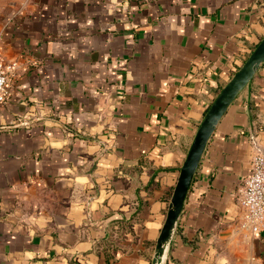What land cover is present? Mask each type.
<instances>
[{"label": "crops", "instance_id": "0c3cea01", "mask_svg": "<svg viewBox=\"0 0 264 264\" xmlns=\"http://www.w3.org/2000/svg\"><path fill=\"white\" fill-rule=\"evenodd\" d=\"M0 264H151L208 107L264 36V0H0ZM223 116L167 264H264L239 225L250 103Z\"/></svg>", "mask_w": 264, "mask_h": 264}, {"label": "water", "instance_id": "95a60500", "mask_svg": "<svg viewBox=\"0 0 264 264\" xmlns=\"http://www.w3.org/2000/svg\"><path fill=\"white\" fill-rule=\"evenodd\" d=\"M263 65L264 36L256 44L240 68L218 92L198 126L192 144L179 169L177 182L168 204L166 219L156 240L151 264L168 263L186 199L206 147L229 107L252 83Z\"/></svg>", "mask_w": 264, "mask_h": 264}, {"label": "built area", "instance_id": "2783aa9c", "mask_svg": "<svg viewBox=\"0 0 264 264\" xmlns=\"http://www.w3.org/2000/svg\"><path fill=\"white\" fill-rule=\"evenodd\" d=\"M13 75L14 64L0 57V103L10 98ZM258 131V120H252L249 129L252 145L250 169L237 195L239 225L247 235H259L264 231V144L260 141Z\"/></svg>", "mask_w": 264, "mask_h": 264}, {"label": "trees", "instance_id": "16d2710c", "mask_svg": "<svg viewBox=\"0 0 264 264\" xmlns=\"http://www.w3.org/2000/svg\"><path fill=\"white\" fill-rule=\"evenodd\" d=\"M250 117L251 120L257 119V112H256V106L253 104V102L250 103Z\"/></svg>", "mask_w": 264, "mask_h": 264}, {"label": "rangeland", "instance_id": "374dc122", "mask_svg": "<svg viewBox=\"0 0 264 264\" xmlns=\"http://www.w3.org/2000/svg\"><path fill=\"white\" fill-rule=\"evenodd\" d=\"M0 7H1V5H0Z\"/></svg>", "mask_w": 264, "mask_h": 264}]
</instances>
